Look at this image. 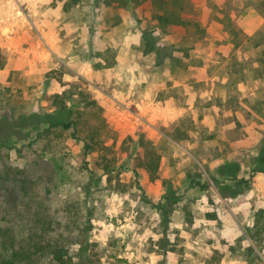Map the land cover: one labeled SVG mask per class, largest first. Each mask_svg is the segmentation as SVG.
Returning <instances> with one entry per match:
<instances>
[{
	"label": "rangeland",
	"instance_id": "rangeland-1",
	"mask_svg": "<svg viewBox=\"0 0 264 264\" xmlns=\"http://www.w3.org/2000/svg\"><path fill=\"white\" fill-rule=\"evenodd\" d=\"M162 2L0 0V117L76 122L0 147V259L47 231L76 264H264V0Z\"/></svg>",
	"mask_w": 264,
	"mask_h": 264
},
{
	"label": "trees",
	"instance_id": "trees-1",
	"mask_svg": "<svg viewBox=\"0 0 264 264\" xmlns=\"http://www.w3.org/2000/svg\"><path fill=\"white\" fill-rule=\"evenodd\" d=\"M157 5H161L162 0H155ZM165 21L175 18L172 12L169 14L164 13L161 16ZM154 42L147 41L145 43V53H149L152 49H155ZM52 105L55 108L53 112H46L43 114L30 113L17 116L15 119L8 117H0V147L5 143L10 142L12 137H23L22 130L30 128L38 129L41 126H45V131L54 129H68L74 127L76 122L74 120V110L71 105H68V101L71 100L69 96L65 97L63 94H55L52 97ZM105 141L99 138V128L95 127L89 131L86 138L83 139V149L85 154H90L96 149H108L104 145ZM98 165L104 171H109L111 167V161L104 155L100 157ZM143 166L148 172L151 180L158 178L159 157L149 156L144 160ZM257 170L264 172V154L259 157ZM241 181H238V184ZM231 188L228 185H222L220 190L225 193L226 190ZM228 192V191H227ZM237 190H230L229 195H235ZM160 209L163 206H159ZM64 234H58L57 236H50L47 231H43L39 234H34L28 238L27 248L21 250L12 251L7 257L0 259V264H76L74 256L70 249L65 245L64 241H68L69 237ZM79 245V259H86V253L89 247V241L86 237H82L80 240L74 242ZM47 260V261H46Z\"/></svg>",
	"mask_w": 264,
	"mask_h": 264
}]
</instances>
